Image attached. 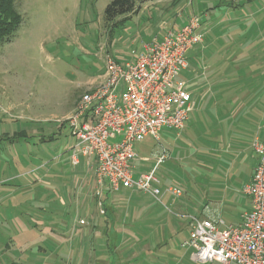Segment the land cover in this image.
Returning a JSON list of instances; mask_svg holds the SVG:
<instances>
[{"label": "rangeland", "instance_id": "rangeland-1", "mask_svg": "<svg viewBox=\"0 0 264 264\" xmlns=\"http://www.w3.org/2000/svg\"><path fill=\"white\" fill-rule=\"evenodd\" d=\"M111 1L14 2L21 23L0 43V264H200L194 247L183 246L188 217L200 216L206 191L240 152L248 154L246 174L256 165L251 144L264 141V0H136L140 12L108 29ZM193 15L203 24L204 50H192L176 79L195 89L186 127L162 128L157 139L134 144L133 177L153 170L159 195L132 189L105 216L96 204H79L66 118L98 83L89 81L104 72L107 56L131 59L129 38L142 31V42L160 39ZM234 32L250 39L241 48L249 56L233 59L239 68L232 72L228 50L240 44L228 36ZM86 169L90 193L102 200L106 184L98 186L94 160Z\"/></svg>", "mask_w": 264, "mask_h": 264}, {"label": "built area", "instance_id": "built-area-1", "mask_svg": "<svg viewBox=\"0 0 264 264\" xmlns=\"http://www.w3.org/2000/svg\"><path fill=\"white\" fill-rule=\"evenodd\" d=\"M201 27L199 17L188 16L160 39L139 41L125 63L107 56L103 79L77 100L65 121L75 139L71 159L77 163L81 154L94 160L100 189L106 184L112 192L125 187L159 195L152 185L157 181L153 170L133 177L134 144L148 136L157 139L162 128H184L194 101L185 81L176 79L188 67L192 50L204 42ZM252 148L257 163L242 189L250 209L240 222L226 225L218 218L188 217L183 246L194 247V260L200 264H264V142L255 141ZM164 158L163 151L156 160Z\"/></svg>", "mask_w": 264, "mask_h": 264}, {"label": "crops", "instance_id": "crops-1", "mask_svg": "<svg viewBox=\"0 0 264 264\" xmlns=\"http://www.w3.org/2000/svg\"><path fill=\"white\" fill-rule=\"evenodd\" d=\"M138 12H140V10ZM138 12L136 14H138ZM184 20H186V19H183V21ZM181 26H179V27H181ZM179 27L175 26L173 28L178 29ZM173 28L171 30H174ZM144 30H146V29L144 28L143 31ZM141 32L142 31H140V33ZM167 32L162 33L161 35H159V37L161 38ZM140 33L137 34V37L129 38V40L131 39L129 41V44H131L132 50H134L138 47V42L141 40V34ZM228 36L233 37L231 39L233 42H235V41L240 42V44H238V47L234 46V44H230L231 46H230V49L228 50V52H230V53L232 52V54H231L232 56L229 57V60H230V58H232V61H230V63H231L230 66H231V65H233V59L237 62L240 61V63L242 60H245V58L247 59L249 54H246L247 52L241 53V51H242L241 48L245 49L248 46V41L250 38L247 40L246 38L248 36H246L245 34H241L240 32H234L231 34L229 33ZM241 40H245L244 45L243 44L241 45ZM246 41H247V43H246ZM202 50H204L203 44H202V48L200 49V51H202ZM243 51H245V50H243ZM189 61H190V57H189ZM189 61H188V66H189ZM195 63H196V61H195ZM227 66H228V70H229V68H231L232 72L235 71L237 68H239L237 65H233V67H230L229 65H227ZM245 70H247V67ZM102 76H103V73L99 77L93 78L92 80H90L89 83L100 82L103 79ZM186 86H188L187 83H186ZM203 86L204 85L199 86V88H202ZM190 87H191V85H190ZM192 89H193V87H191V89H189V90L192 92V96H193V92L195 89L194 90H192ZM73 104H74V100L72 102V106H73ZM69 111H67L65 114H67ZM185 127L186 126H184V128ZM255 141L264 142V141L260 140L259 137H255V139L252 141L251 146H253V143ZM74 143H75V139L72 137V140L69 141L67 144V150L70 152V155H71L70 150H71V147L74 145ZM220 145L222 148H224L223 144H220ZM159 154L156 156V158L159 156ZM247 157H248V154L243 155V153L240 152V155H237V158H233L231 160V162L227 165V167H226L227 171L224 174L225 175L224 178L218 179L219 181H217V179L214 180L217 182V186L216 187L211 186L206 191L207 201L209 203H205L204 206L201 207V213L199 212L200 216L218 218V219L222 220L223 223L226 225L238 224L240 222L241 215L250 209V200L247 197V195H245L242 191L243 186L247 182H249V180L252 176V173H253V169H254L253 168L252 171H249V173L246 174L245 163L248 159ZM143 160H148V158L144 157ZM87 163H89V158L79 154L77 156V163H75L76 164V166H75L76 170L72 174V178H71L72 183H73V187H72L71 191H72V193L75 192L74 197H76L78 199L79 204L81 203L82 205L86 206L87 208L91 207V205L96 204V208H97L98 212H100V214L103 216L106 215V212L107 213L109 212L108 210H110L112 208L115 201L118 203L119 202L122 203L121 207H123V203L126 202L127 200L131 199V197L134 194V193H130L131 192L130 190H132V188L122 187L117 192H112L109 189V187L106 185L104 190L101 192L104 194L102 197V200H100L101 199L100 198L99 201H97V200L95 201V199L93 198V195L89 191V184L90 183L88 180H85V178H84L85 170H87L86 169ZM256 163H257V161H256ZM80 172H82V173H80ZM152 185L155 187V182H153ZM79 190L82 191V193L77 196V193H78L77 191H79ZM110 193H112V198H111ZM150 195L152 197H155L152 194H150ZM89 196H91L92 198L90 199ZM87 197H88L89 202L92 201V204L87 205ZM101 201L103 202V205L101 204ZM102 206H103V208H102ZM120 215H122V212L120 213ZM223 215L227 216V220H228L227 223H226L225 219H223ZM126 217H128V216H126ZM232 218H234V219H232ZM81 220H83V219H79V221H81ZM91 220L92 221L90 222L89 225L94 226L97 223V220H95V217H93V216H91ZM79 221H78V225H79ZM84 224H85V221H84ZM132 227H133V225H132ZM121 239H122V236L120 237V241H121Z\"/></svg>", "mask_w": 264, "mask_h": 264}, {"label": "trees", "instance_id": "trees-1", "mask_svg": "<svg viewBox=\"0 0 264 264\" xmlns=\"http://www.w3.org/2000/svg\"><path fill=\"white\" fill-rule=\"evenodd\" d=\"M14 2L15 0H0V43L9 42L21 23V16L15 9ZM135 13H137L136 0H112L104 11L105 24L111 29L110 27L122 23Z\"/></svg>", "mask_w": 264, "mask_h": 264}]
</instances>
